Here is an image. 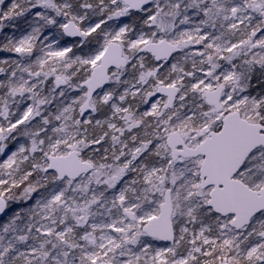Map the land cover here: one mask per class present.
Returning a JSON list of instances; mask_svg holds the SVG:
<instances>
[{
    "label": "snow or ice",
    "instance_id": "1",
    "mask_svg": "<svg viewBox=\"0 0 264 264\" xmlns=\"http://www.w3.org/2000/svg\"><path fill=\"white\" fill-rule=\"evenodd\" d=\"M0 264H264V0H0Z\"/></svg>",
    "mask_w": 264,
    "mask_h": 264
},
{
    "label": "rangeland",
    "instance_id": "2",
    "mask_svg": "<svg viewBox=\"0 0 264 264\" xmlns=\"http://www.w3.org/2000/svg\"><path fill=\"white\" fill-rule=\"evenodd\" d=\"M6 157L5 156H0V162H2L3 161V159H5ZM7 219V217L6 218H4L3 220H6Z\"/></svg>",
    "mask_w": 264,
    "mask_h": 264
},
{
    "label": "water",
    "instance_id": "3",
    "mask_svg": "<svg viewBox=\"0 0 264 264\" xmlns=\"http://www.w3.org/2000/svg\"><path fill=\"white\" fill-rule=\"evenodd\" d=\"M5 217H6V216H5ZM1 218H4V217H0V219H1Z\"/></svg>",
    "mask_w": 264,
    "mask_h": 264
},
{
    "label": "trees",
    "instance_id": "4",
    "mask_svg": "<svg viewBox=\"0 0 264 264\" xmlns=\"http://www.w3.org/2000/svg\"><path fill=\"white\" fill-rule=\"evenodd\" d=\"M3 220V219H2Z\"/></svg>",
    "mask_w": 264,
    "mask_h": 264
}]
</instances>
